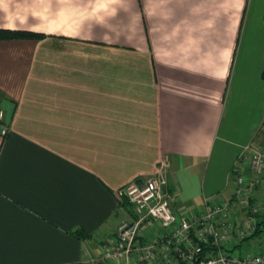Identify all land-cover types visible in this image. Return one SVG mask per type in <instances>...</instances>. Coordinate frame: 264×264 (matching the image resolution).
Masks as SVG:
<instances>
[{
	"label": "crops",
	"instance_id": "crops-1",
	"mask_svg": "<svg viewBox=\"0 0 264 264\" xmlns=\"http://www.w3.org/2000/svg\"><path fill=\"white\" fill-rule=\"evenodd\" d=\"M0 29L44 35L0 41V264H135L101 258L120 188L164 163L190 215L252 175L264 0H0Z\"/></svg>",
	"mask_w": 264,
	"mask_h": 264
},
{
	"label": "built area",
	"instance_id": "built-area-1",
	"mask_svg": "<svg viewBox=\"0 0 264 264\" xmlns=\"http://www.w3.org/2000/svg\"><path fill=\"white\" fill-rule=\"evenodd\" d=\"M1 134L6 135L0 108ZM243 164L236 165L235 189L230 201H213L190 215L179 214L164 193L167 182L162 163L157 173L142 184L131 182L117 191L126 199L132 217L123 222L112 242L102 245V259L135 264H264V253L242 254L228 247L250 236L264 206L254 197L264 174V152L255 143L245 146Z\"/></svg>",
	"mask_w": 264,
	"mask_h": 264
},
{
	"label": "trees",
	"instance_id": "trees-1",
	"mask_svg": "<svg viewBox=\"0 0 264 264\" xmlns=\"http://www.w3.org/2000/svg\"><path fill=\"white\" fill-rule=\"evenodd\" d=\"M42 37H44L43 34L35 33L32 31L0 29V41L8 40V39H38ZM263 227H264V212L257 215L256 228L254 232L250 236L246 237L244 240H249L251 238H255L262 235L264 231Z\"/></svg>",
	"mask_w": 264,
	"mask_h": 264
},
{
	"label": "rangeland",
	"instance_id": "rangeland-1",
	"mask_svg": "<svg viewBox=\"0 0 264 264\" xmlns=\"http://www.w3.org/2000/svg\"><path fill=\"white\" fill-rule=\"evenodd\" d=\"M257 144H259L260 148L264 152V133L260 135V140H257ZM260 180H261V184L258 187V189L255 193V196H256L257 201L260 202V204L262 206H264V174L260 176ZM263 237H264V231H263V234L261 235V238H263ZM261 238H255L251 242H248V241L245 242L244 241L243 244L241 245V247H237V249H239L241 251L245 250L248 254H251V253H253L252 251H254L258 248L255 246H259V245L264 246V239L262 240ZM232 245H233L232 242L228 244V246H230V247Z\"/></svg>",
	"mask_w": 264,
	"mask_h": 264
}]
</instances>
